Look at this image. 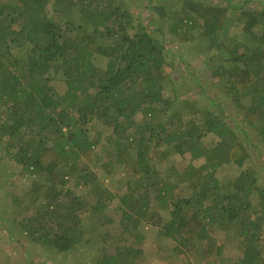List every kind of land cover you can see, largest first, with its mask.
I'll list each match as a JSON object with an SVG mask.
<instances>
[{"label":"trees","instance_id":"16d2710c","mask_svg":"<svg viewBox=\"0 0 264 264\" xmlns=\"http://www.w3.org/2000/svg\"><path fill=\"white\" fill-rule=\"evenodd\" d=\"M146 2L142 19L129 0H0V151L31 182L17 195L29 213L15 225L67 255L83 244L85 222L113 226L105 213L117 198L122 232L102 236L117 244L92 264H136L142 249L129 241L142 240L145 224L196 264H264V5ZM237 22L242 37L232 39ZM168 33L207 43L214 94L198 83L200 99L180 97ZM221 97L238 111L233 123ZM226 166L235 174L220 176ZM97 170L124 174V187L106 189ZM215 230L235 231L238 262L223 260Z\"/></svg>","mask_w":264,"mask_h":264},{"label":"rangeland","instance_id":"374dc122","mask_svg":"<svg viewBox=\"0 0 264 264\" xmlns=\"http://www.w3.org/2000/svg\"><path fill=\"white\" fill-rule=\"evenodd\" d=\"M129 1H131L132 9L137 15H140L142 19L149 17L146 0ZM246 1L251 3L249 5L250 7L257 9H261L262 4L264 5V0ZM182 2L183 0H169L168 4L171 9L178 11L181 9ZM230 37L232 39H240L242 37L241 25L238 22L233 23ZM167 47L169 60L174 64V67L172 69L169 67L168 70L179 88L180 97H186L190 100L200 99V89L196 86L198 83L204 85L208 94H214L213 80L210 78L211 70L208 61L209 56L207 55V43H199L197 41L193 45L181 44L168 33ZM215 52H212V54H215ZM225 56L228 58L227 54ZM185 66L186 69L184 70ZM58 90L61 92L64 90V86L59 84ZM222 96L224 95L222 94ZM220 101L223 103L222 110L224 118L228 122L233 123L234 119H236L235 117L239 115L238 111L230 103L229 99H223L221 97ZM183 107L182 104L179 106L180 109ZM98 128L102 129L105 137L110 133L107 129L102 127ZM249 134L252 136L254 143L257 144L252 130H249ZM212 137L207 138L208 144L213 141ZM259 149H263V147L261 146ZM10 160L11 158L6 156L4 150L3 152L0 151V264H92L102 249H107L109 252L114 250L110 248L115 247L114 245L117 244L116 240L106 245L102 241V236L110 231L114 238L117 239L122 232L119 227L121 213L118 210L119 199L117 198L113 199V204L107 208L105 213L107 215L106 218L114 217L116 219L111 224L113 226H110L109 221L106 219L103 225H101V222L93 225L90 221L85 222L83 227L86 231L83 244L79 245L76 250H73L67 255L63 254L58 256L55 251L48 252L25 237L20 232L19 227L15 225L14 217L18 215L20 219H23L29 213L27 211L28 209L20 204L17 195H21L29 187L31 183L29 180L30 176L25 174L21 170V167ZM250 166H252L251 163L246 165L247 168ZM256 166L258 171L264 175V169L258 164ZM96 172L98 173L101 184L113 193L116 192L119 186L121 188L124 187V174L117 172L113 178H110L100 170ZM223 174L233 175L235 174V169L226 166L220 170L219 175L223 176ZM120 180L121 184L118 182ZM10 182L16 184H7ZM72 185L73 182L70 186ZM261 185L264 189V182ZM71 189L74 190L72 187ZM74 191L76 194L84 195L87 189L84 187L82 190L75 189ZM90 196L92 199L93 196ZM138 232L142 240L138 243L135 238L129 241L131 245L142 249V254L136 264H171L168 256L173 255V252L175 253V243L173 241L161 238L159 228L155 226L142 225ZM234 232L225 233L220 230L213 232V236L225 245L222 258L226 263L230 261L238 262L242 255L239 248V241ZM120 244L122 245L123 243L120 242ZM262 245L264 248V243ZM178 254L175 253L172 256L171 260L175 261V263L196 264L194 256L190 254ZM262 255L264 256V251ZM218 263L224 264L221 260Z\"/></svg>","mask_w":264,"mask_h":264}]
</instances>
